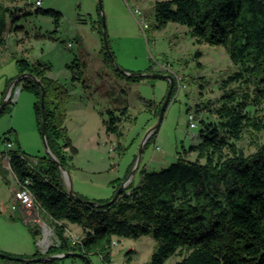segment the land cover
<instances>
[{"label": "rangeland", "instance_id": "1", "mask_svg": "<svg viewBox=\"0 0 264 264\" xmlns=\"http://www.w3.org/2000/svg\"><path fill=\"white\" fill-rule=\"evenodd\" d=\"M158 1L161 0H101L100 9L99 0H42V9L62 14L57 27L53 18L35 14L34 8L23 0L2 2L6 43L0 46V107L7 101L9 85L19 74L20 60L40 64L48 78L59 82L63 89L62 126L70 142L66 153L71 158L67 175L61 174L67 192L71 189L74 194L95 201L112 199L133 173L131 183L136 186L143 171L158 172L174 163L183 149L198 143L201 122L217 120L214 110L219 107L222 82L239 67L231 63L222 47L196 43L185 26L168 23L162 29L156 28L154 5ZM144 18L148 28H143ZM103 19L116 69L171 75L176 81L157 133L152 136L154 131L144 145L146 134L158 122L170 83L153 77L125 79L111 68L99 66L105 49ZM69 43L72 48L67 46ZM75 58L85 61L86 67L78 69ZM103 72L110 77H100ZM20 87L18 84L17 88ZM231 88H236V84ZM111 89L115 93L108 103ZM35 101L31 93L20 90L16 102H11L0 114V252L26 260L31 258L13 254L31 255L36 251L43 254L38 245L42 235L31 231L32 225L25 223L26 216L18 209L12 213L17 186L4 165L3 152L7 147L1 139L4 135L17 139L31 164L47 156L34 114ZM115 103L121 105V110L128 106L129 110L121 118L120 134L108 135L104 123L108 119L106 111L108 105ZM189 114L196 117L195 129L189 128ZM263 142L264 134L247 136L239 147L250 154ZM39 217L52 227L45 214L40 213ZM68 229L81 236L72 225ZM116 242L110 264H150L156 249L150 236ZM179 260L180 257L174 256L166 264ZM92 263L105 264L99 257H92ZM0 264L25 263L0 258ZM54 264L83 263L65 258Z\"/></svg>", "mask_w": 264, "mask_h": 264}, {"label": "trees", "instance_id": "2", "mask_svg": "<svg viewBox=\"0 0 264 264\" xmlns=\"http://www.w3.org/2000/svg\"><path fill=\"white\" fill-rule=\"evenodd\" d=\"M3 1L16 0H0V46L6 43ZM34 10L59 25L60 12ZM154 14L156 28L168 23L185 26L196 43L222 47L239 67L222 82L219 107L214 110L216 122H201L196 145L183 149L174 163L158 172L143 171L136 186L130 184L116 201L103 207L69 199L55 162L44 156L31 164L17 139L4 135L2 144H15L3 152L10 158L13 175L44 210L60 241L46 255L36 251L31 259L78 253L91 263L92 257H99L110 264L117 239L150 236L156 242L150 264H166L174 256L180 260L173 264H264V142L250 154L239 147L245 137L264 134V0H161L155 3ZM102 58L118 76L141 77L121 74L105 49ZM17 64L16 79L29 74L44 88L46 140L67 169L71 158L66 155L70 142L62 126V86L48 78L38 63L20 60ZM20 83L36 99L33 109L40 132L41 89L28 76ZM234 84L236 88H231ZM175 88L174 80L171 98ZM126 112L127 108L121 110V117L107 112L108 135L120 134ZM156 133L157 129L152 136ZM111 200L94 202L105 205ZM69 225L81 228L80 243L67 236Z\"/></svg>", "mask_w": 264, "mask_h": 264}, {"label": "water", "instance_id": "3", "mask_svg": "<svg viewBox=\"0 0 264 264\" xmlns=\"http://www.w3.org/2000/svg\"><path fill=\"white\" fill-rule=\"evenodd\" d=\"M99 8L101 9L102 6H101V0H99ZM102 41H103V46L105 48V52L108 54L109 58L111 60H113V57L111 55V52H110V49L108 47V42H107V35H106V24H105V20L103 19V22H102ZM119 72L123 75H126V76H129V77H135V76H141V77H153V78H159V79H165V80H168L169 81V90H168V93H167V96L165 98V101L163 102V105H162V108L160 110V113H159V117H158V122L156 124L155 127H153L152 129H150L148 131V133L146 134L145 136V139L143 141V145L145 144L147 138L156 130L158 129V127L160 126L161 124V121L163 120V117H164V113H165V110L167 108V105L169 104L170 102V99H171V94H172V90H173V85H174V79L171 75H162V74H139V73H127V72H124L123 70H119ZM30 77L32 78L34 81H36V83L38 84V86L40 87L41 89V114H42V122H41V129H40V134H41V137L43 139V143H44V147H45V151H46V154H47V157L50 158L53 162H55L58 166V168L60 169V172L61 174H63L64 176L67 175V171L66 169L63 167L62 163H60L58 161V159L52 154V152L50 151L49 149V146H48V143H47V140H46V111H45V105H44V99H45V91H44V88L42 87V84L40 81L36 80L34 77H32L31 75L29 74H24L20 77H18L12 84L15 85L19 82H21V80L24 78V77ZM11 84V85H12ZM7 101H5L2 106L0 107V114L2 113L5 105H6ZM141 151L142 149L140 150L139 152V155L141 154ZM125 186L124 184H122L121 188H119V190L117 191V193L114 195V197L112 198V200L110 202H108L107 204L105 205H99L97 204L96 202L94 201H84L82 200L81 198L77 197L73 191L70 189L68 192H67V195L69 197V199L71 200H74V201H77L79 203H82V204H87L88 206H91V207H103V206H108L110 205L112 202L116 201L117 198L124 192L125 190ZM33 229H35L34 231V234L35 235H39L40 234V230L36 227V226H32ZM47 254V253H46ZM45 254V255H46ZM0 258L1 259H8L10 261H17V262H23L25 264H30V263H43L45 261H49V260H61V259H65V258H76L78 260H81L82 262H84L85 264H92L91 261L88 259L87 256L83 255V254H78V253H63V254H57V255H53V256H46V257H42V258H32L30 260H26V259H21V258H14V257H10V256H7L6 254H3L0 252Z\"/></svg>", "mask_w": 264, "mask_h": 264}, {"label": "built area", "instance_id": "4", "mask_svg": "<svg viewBox=\"0 0 264 264\" xmlns=\"http://www.w3.org/2000/svg\"><path fill=\"white\" fill-rule=\"evenodd\" d=\"M26 3L32 6L33 8H39L42 6V0H35L34 3H30L29 0H26ZM143 25H144L143 28L149 27L147 21H145V18L143 21ZM67 46L69 48H72V44L70 43ZM20 84H21L20 88H17L18 83L15 85L12 84L9 87L8 92L6 94L7 101H10L12 103L16 102L17 95L20 92V90H22V86H23L22 83ZM188 125L190 129L197 128V121H196V117L194 114H189ZM5 144H6L7 150L13 149L15 147V144L13 141L6 142ZM3 157H4V165L6 169L9 171L12 179L14 180L17 186V189L13 195L14 199H13L12 211L15 212L18 209L21 214L26 216V219H25L26 224H31L32 226H36L40 230L42 237L38 241V245L40 247V250L43 251V255H45L51 247L58 246L60 244V241L58 237L56 236L54 229L52 227H49L44 221L40 219L39 217L40 213H43L46 215L44 210H42V208L36 202L35 198L31 194L29 189L25 185H20L17 179L15 178V176L13 175L12 170L10 168V163H9L10 158L7 155H4ZM131 182H132V178H128L123 183L126 189L131 184ZM15 204L17 205V207L15 206ZM66 234L71 239L72 242L80 243V238L74 235V233H72V231H70L69 229L66 230ZM45 239L50 241L49 246H45L42 243L43 241H45ZM116 244L117 242H114L113 246H115Z\"/></svg>", "mask_w": 264, "mask_h": 264}, {"label": "crops", "instance_id": "5", "mask_svg": "<svg viewBox=\"0 0 264 264\" xmlns=\"http://www.w3.org/2000/svg\"><path fill=\"white\" fill-rule=\"evenodd\" d=\"M94 28H96V27H94ZM101 62H99V66H104V67H107L106 66V64L103 62V58H102V52H101ZM75 61H77L78 63H79V66H83V68H85L86 67V62L85 61H78V58H75ZM100 77H103V78H109L110 77V75L109 74H107V73H105V72H103L102 74H101V76ZM11 86V84L9 85V87ZM8 92V91H7ZM110 93L108 94V98H109V100H108V103H111L113 100H112V95L115 93V91H114V89H111V91H109ZM106 93V92H105ZM108 106H110V107H108V109H107V111H106V113L108 112V111H112V112H114L116 115L118 114V113H120L121 112V105H116V103L114 104V105H108ZM128 110H129V106H128V108H127ZM105 132H106V127H105ZM107 134V133H106ZM23 150V149H22ZM133 175H134V173L132 174V175H130L129 176V178H132V183H133ZM139 180H140V178H139ZM131 183V184H132ZM77 195H79V196H82V195H80L79 193H76ZM83 197V196H82ZM86 197V196H85ZM84 198V197H83ZM86 199L87 200H92V201H95V199H89L88 197H86ZM110 199V198H109ZM109 199H107V200H109ZM13 206V205H12ZM12 213H13V211H12ZM12 213H11V216H13L12 215ZM73 227H75V229H76V231H78V233H82V230H81V228H79L78 226H74V225H72ZM78 237H80V236H78ZM35 254V252L33 253V254H31V255H29L28 253H26V254H22V253H18V254H13V256H20V257H25V258H31L33 255Z\"/></svg>", "mask_w": 264, "mask_h": 264}, {"label": "bare ground", "instance_id": "6", "mask_svg": "<svg viewBox=\"0 0 264 264\" xmlns=\"http://www.w3.org/2000/svg\"><path fill=\"white\" fill-rule=\"evenodd\" d=\"M45 246H49V244H50V241L49 240H47V239H45V241H43L42 242Z\"/></svg>", "mask_w": 264, "mask_h": 264}]
</instances>
